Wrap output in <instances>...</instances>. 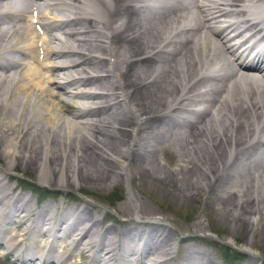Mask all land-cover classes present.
I'll use <instances>...</instances> for the list:
<instances>
[{
    "label": "bare ground",
    "instance_id": "1",
    "mask_svg": "<svg viewBox=\"0 0 264 264\" xmlns=\"http://www.w3.org/2000/svg\"><path fill=\"white\" fill-rule=\"evenodd\" d=\"M141 2L143 0H0V16H3V21H0V50L23 56L8 68L0 66V102L7 100L6 95L9 94L12 96L11 104H6L13 106L5 110L10 117H2L6 120L0 122L1 152L9 159H26L24 166L36 171L37 180L43 179V182H46L44 176L47 182L56 177L58 183L65 185L77 182L80 185L83 180H108V174L101 171V168L107 167L113 176L108 177L112 180L120 178L125 162L128 166L132 164L128 156L136 155L134 148L137 143L148 140L145 135L150 129L144 128V123L154 116L152 111L156 110V102L159 103L158 149L161 155L166 158L165 154L171 153L177 159H188L197 176L202 178L196 177L190 182L197 186L193 195L204 193L208 196L206 199L212 195L214 204L220 206L218 212L221 215L229 213L243 229L249 227L250 232L264 237V0H160L158 17L146 25L135 16L136 9L147 8L137 5ZM84 3H91L94 8V13L92 9L86 18L80 16ZM33 12L36 14L35 23L26 18V14L30 13L29 17L34 19L31 16ZM35 25H38L41 35L34 32ZM113 32L118 36L117 41H114ZM145 33H155L154 39L159 38L158 49L147 54L143 50L147 55L145 58L159 51L158 80L164 78V83H169L159 84V98L154 99V94L150 92L146 97L139 96L136 89L131 92L132 85L122 77L132 61L128 55L129 47L135 41L151 43L152 39L144 40ZM257 37L262 41L257 42ZM26 58L27 61H24ZM49 58L56 60V64L47 62ZM34 59L44 62L32 71L30 66ZM79 66H85L89 71L77 70ZM51 69L58 70L59 73L54 75L57 80L48 76ZM78 77L98 82V87L94 91L82 88V92H76L74 97L85 100L79 107L80 112L72 117L82 120L69 125L67 120L61 119L57 107L49 108L42 98L50 95V87L55 85L56 96L61 100H70L74 93L68 94L63 85H75ZM102 79L109 83L100 85L99 80ZM28 96L34 101H28ZM48 98L50 101L57 100L52 95ZM90 100H101L108 111L111 105L124 109L128 117L133 118L132 127L129 122L116 125L114 121V125L105 126L107 131L102 133L107 143L101 140L98 143H83L86 137L81 143L75 142L78 139L75 134H86L90 125L84 110L97 109L100 112L102 109V106L87 103ZM147 103L152 106L147 108ZM85 105L90 107L84 108ZM2 108L5 107L0 106V110ZM225 110L228 112L225 117L230 121L220 129L217 127L218 122L221 123L219 114H224ZM115 113L119 115L120 112L116 110ZM111 115L115 114L112 112ZM126 127H131L130 132ZM142 127L145 130L139 134ZM184 127H187L185 131ZM93 132L97 136L100 134L99 129ZM44 133L46 138L40 139ZM116 133L122 137L127 134L128 141L123 142L124 147L120 144L124 139ZM27 136H30L31 142L26 140ZM51 136L54 141H51ZM72 138L75 140L70 141ZM41 149L42 152H39ZM143 155L139 154L140 157ZM250 155L260 161H251ZM154 161L149 166L145 165L141 173L149 174L159 182L160 164L159 160ZM118 162L124 165H118ZM48 171L51 173L49 178ZM62 171H65L64 178ZM74 176L78 177L77 182ZM226 179L238 183L233 192L227 187L229 199L225 190ZM179 190L188 196L192 194L188 189ZM21 197L13 195L9 201L8 194L0 191V249L11 258L19 260L18 254L22 251L28 262L44 259L49 264H66L74 256L72 253L77 252L75 255L78 258L88 259L89 263L115 264L124 257L126 250L135 261L141 255L146 261L149 259V264L207 262L202 259L207 257L204 253L199 254L190 248L177 258L179 251L171 243L174 235L159 232L151 224L148 231L139 230V226H125L120 235L117 231L114 234L107 226L96 229L99 220L85 207L62 209L61 215L55 219L57 210L50 211L47 205H42L35 216H49L37 222L32 217L28 200ZM211 201L212 198H209ZM141 205L134 204L132 208L137 215L142 214L139 210ZM65 213L70 215L69 219L62 216ZM82 213L85 214L84 219L79 216ZM135 223L139 224L138 221ZM6 225L9 228L7 232ZM200 225L196 227L202 229ZM38 227L43 243L27 237L29 245L24 246L23 237ZM184 241L186 239L182 238L181 242ZM245 245H249L248 241ZM55 246L61 248L60 251L55 252ZM249 247H246V253L253 260L256 256Z\"/></svg>",
    "mask_w": 264,
    "mask_h": 264
},
{
    "label": "rangeland",
    "instance_id": "2",
    "mask_svg": "<svg viewBox=\"0 0 264 264\" xmlns=\"http://www.w3.org/2000/svg\"><path fill=\"white\" fill-rule=\"evenodd\" d=\"M86 9H88V8H86ZM86 9H83V12H81V15L85 14ZM90 9H92V7ZM135 13H137V15H135V16L139 17L138 12L135 11ZM142 18L144 19V21H141V22L144 25L150 23V22H148V14H144L142 16ZM2 19H3V16H0V21H3ZM105 19L106 18H104V20ZM113 28H115V27H113ZM53 33L56 35L58 34L56 32H53ZM145 34L146 35L143 34L144 40L152 39L151 43L150 44H146V43L142 44V43H140L141 41H139V43H138V41H135L133 43V46L131 45L129 47L128 55L131 57L130 61L131 60L132 61L130 62L131 65L129 64V66L127 68V71H126L127 73L125 72V74H123L122 77L126 78V80H125L126 83H128V84L130 83L132 85V87H131L132 89L130 90L131 92L133 91V89H136L140 93L139 96L142 95V97H146L148 95V93L150 92L151 95L154 94L152 96V98L154 99V98H159V84L163 85V84H169V83H168V81H166L164 83V81H163L164 78L162 80L161 79L158 80L159 79V73H158V71H159L158 70L159 69V53H156L155 55H153L149 58H145V56H147L146 54L149 51H153V49L155 50L156 48H159V45H158L159 44V38L154 39L155 33H151V35L153 34L152 36L149 35L148 33H145ZM113 35H115L114 32H113ZM34 39L37 40L36 37H34ZM117 40H118V36L115 35L114 41H117ZM43 45L45 46L47 44L43 43ZM50 46H53V45L51 44ZM142 46H143V48H142ZM143 50H146L145 51L146 54L143 53ZM129 53H131V54H129ZM119 54H121V52H119ZM143 59H144V61H143ZM48 62L51 64H53V63L55 64L56 60L49 58ZM106 64H108L107 61H106ZM139 64H141V65H139ZM143 66H144V68H143ZM185 66H186V68L189 69L188 64H186ZM154 67L155 68L157 67L156 70ZM80 68L85 70L84 72L89 71L85 66H79L77 70H80ZM152 68H153V70H152ZM131 70H132V72H131ZM57 71L58 70L51 69L49 71V73H47V74L49 77L53 76V79L57 80L54 76L57 73ZM155 71H156L157 75H156ZM139 74H141V75H139ZM155 76L157 79H155ZM84 77H87V75H85ZM34 78H36V76ZM36 79H34V80H36ZM150 79L152 82L150 81ZM142 80H144V81H142ZM156 80H158V81H156ZM148 82H149V84H148ZM104 83L106 84L109 82L106 79L99 80L100 85H102ZM97 84H98V82H91V79L86 80V78H85L83 80H80L76 86L78 88H81V90H82V88H84L85 90L94 91L98 87ZM83 86H85V87H83ZM72 87L74 88L75 85H73ZM51 88H52V85H51ZM154 88H156L157 90ZM141 89H142V91H141ZM51 91H54V89L52 88ZM32 93L36 94L33 91H32ZM36 95H39L38 92ZM6 96H7L6 97L7 100H1V102H0V106L5 107V108H2L3 110L1 109L2 111L0 110V122H3L4 120H6L5 118H2V117H5L7 115H8V118L10 117V114L5 113V110L13 107L10 105L11 104L10 98H12V96L9 94ZM20 97L23 98L24 95H20ZM48 97H49V95L47 97H43L42 101L45 104L49 105V108H51L50 106H53V105L57 106L61 111V117L64 118L63 120H65V121L67 120V124L73 125L74 122H79L82 120V118L72 119V117L70 115V111L75 112V110H77L76 107L79 104L78 101L79 102L84 101L85 99L82 100V99H79L76 97L70 98V101L72 104L71 105L69 103L67 104V102H63V104L55 103L54 101H50V99ZM45 98H46V100H45ZM62 99H64V98H62ZM231 99H232V97H231ZM27 100L28 101H30V100L34 101L31 96L30 97L28 96ZM236 100H237L236 102H238L237 97H236ZM4 101H5V103H4ZM89 102H91V104H90L91 106L93 104H94L93 106H95V107L102 106V109L100 110V112H98L97 109H95V110L86 109L85 110L87 112H84V113L87 115L86 119H88V121L90 122V125L86 129V131H87L86 134L85 133L83 135H81L80 133L75 134V136H77V138H78L75 142L81 143L85 139L84 137H86L87 139L83 143H93V142L98 143V140H101L102 143H105V142L107 143V139L103 140L106 137L102 134V133L107 131L106 130L107 127L105 128V126H113L114 124L117 125L119 123L126 124L129 122L131 127H132L133 118L130 119V117H128V115L125 117L116 115L115 109H114L115 106L111 105L109 107V111H108L106 108L107 105H105V103L103 104L101 102V100H90L87 103H89ZM3 103H4V105H3ZM6 103H10L9 106H7ZM64 104H66V105H64ZM149 104L150 103H147V108H150L152 106L151 104L150 105ZM6 106H7V108H6ZM154 106H156V110L152 111L154 114V116H152V117L154 119L152 117L147 118V120L144 123V128L148 127L150 129V130H148V132L145 135V138H147L149 141L143 139V141L141 143L140 142L137 143L138 145L134 148L136 155L128 156V158L132 161L131 165L128 166L126 162H125V165H124V163L118 162V165L123 164L124 166L123 165L122 166L125 169V170H122L123 168L120 169V171L122 170L121 171L122 173H120V178L117 177V178H113V180H112L110 177H113V176L110 175V171H109L110 169L107 167V168H101V171L105 175L108 174V176H110V177L107 176L108 180H101V179H99L98 181H95L93 179L91 181L83 180V181H80L82 183H80V185H78L77 184L78 183L77 182L78 177L76 176L77 178H75V176H74L77 183L65 185L62 183H58L56 181V179H57L56 177H53L51 180H48L49 182H47V178H46V176H44L45 177L44 179H46L45 180L46 182H43V179L41 181L37 180L38 176L36 174L37 173L36 171H32V169L30 170L29 168L24 166L25 163H23V161H25L26 159H24V160L23 159H16V158H12V157H11V159H9L6 155H3V152H1V146H0V152H1L0 153V191L2 193L4 192L5 194H8V200L9 201L13 198V195H20V196L22 195L21 199L26 198L29 202V207L32 210V212H31L32 217L35 218V220L37 222H40L45 217L49 216V215H45V214H42L40 217H39V215L35 216V213L39 212L38 209L41 208L42 205H47L49 207L50 211L57 210L56 216L54 217L55 219L58 217V215L59 216L61 215L60 211L62 209L74 208V207H79V208L85 207V208L90 209L92 216L94 215L93 217L96 220H99V223H97V225H95L96 229H104L107 226V227H110V230L114 234L117 231L120 235L121 234L120 232L123 231L122 229L125 226H139L138 227L139 230L144 229V230L148 231L149 225L151 224V225H154V227L157 230H159V232L162 231L164 233H167V232H170V234L172 233L171 236H173V235L174 236L172 237L173 239H171L172 240L171 243L173 246H176L178 251H179L178 252L179 256L177 258L182 257L184 252H186L187 248H190L191 250L196 251L199 254L204 253L207 256L206 258L202 257L203 261H207L206 263H203V264H212V263L213 264H264V237L260 236L259 235L260 233L259 234L258 233L253 234L252 232H250L249 227L247 229L246 228L243 229L242 225H240L237 221H235L233 218H231L229 216V213L226 215H221V213L218 212V209H219L218 207H220V206L217 207L214 204L212 195L209 196V198H212L211 202H209V198H207V199L205 198L207 195L204 193H200L196 196L193 195V193L197 189V186L194 184H190V182L192 180H195L196 177H197V179H202V178H201V176H197V174H198L197 171L194 170V168L192 169L193 166H192V164L189 163L190 161L188 159H186V158L177 159V158L173 157V154H171V153L165 154L167 159L161 155V153L159 152L160 150L158 149L159 141H160V135H159V127H160L159 126V103L154 102ZM84 108H88V107H84ZM112 112L115 115H111ZM137 114H139V113H137ZM227 114H228L227 110L224 111V114L222 112H220V114H219V117H220L219 119H220L221 123L218 122L217 127H219L220 129H223L225 126V123L227 125L228 121H230L228 118L225 117ZM139 115H141V114H139ZM222 116H223V118H222ZM90 118H92V119H90ZM58 120H59V122L61 121V119H58ZM69 120L71 123L69 122ZM114 121H115V123H114ZM197 121L198 120H196V122ZM105 123H111V124L104 125ZM62 124H64V122H62ZM36 125H38V124H36ZM131 127H126L125 129H127V131L130 132ZM144 128L142 130H140L138 133L139 134L143 133L145 130ZM97 129H99V131H100V134L98 136L93 132V130H97ZM186 129H187V127H184L183 131H185ZM117 134L120 138L124 139L120 142V144L123 145V142L127 143V141H128L127 134L124 137H122L119 133H116V135ZM14 135H16V132L14 133ZM46 135L47 134H45V133L41 134L40 139L46 138ZM33 136L31 139H33ZM13 138H15V137H13ZM50 138H51V141L52 140L54 141L52 136ZM29 139H30V136H27L26 140H29ZM74 140H75V138H72L70 141H74ZM29 141L31 142V140H29ZM41 141H43V140H41ZM39 142H40V140H39ZM36 146L38 147V144H36ZM123 147H124V145H123ZM42 150L43 149L39 150V152H42ZM110 150L113 151L114 149H110ZM140 153H144V155L140 157L139 156ZM59 154L61 155L60 152H59ZM156 154H158L159 156H157ZM250 156H251V158H250L251 161H253V162L255 161V163H257V161H260L256 157H252V155H250ZM57 158H59V157L57 156ZM162 158H163V160H162ZM134 159H136V160H134ZM151 160H153V161H151ZM154 160H156V161L159 160V164L161 165L160 166L158 164L159 165V178H160L159 182H156L151 175L149 176V174L144 175L141 173V172H143V167L147 164H148V166L151 165L153 162H155ZM161 161L163 162V164ZM11 164H13V166ZM164 164H165V166H164ZM28 167H30V166H28ZM64 172L65 171H62V176L64 175ZM192 173H193V175H192ZM50 175H51V173L48 171L47 177L49 178ZM142 175H144V176H142ZM240 175H242V174H240ZM1 176H2V178H1ZM237 176H239V175H237ZM162 177H163V179H162ZM63 178H64V176H63ZM66 178H67V176H66ZM121 178H123V179H121ZM247 179H249V176H247ZM65 180L66 179H64L63 181H65ZM105 181L107 183H105ZM171 182H173V183H171ZM47 183H49V184H47ZM226 183H227V185H225L226 194H227V187H228V190H230V192H233L236 188V185L238 184V183H235V180L232 181L231 179H226L225 184ZM31 188L43 190V191L48 193V196L35 194V192ZM179 188L180 189H188L189 192L192 193V194L190 193L191 196H188L186 194V192L182 193L179 190ZM208 188H210V187H208ZM176 191H178V192H176ZM227 196L229 199V197H230L229 194H227ZM23 197H25V198H23ZM135 199H137V200H135ZM134 204H139V205L142 204L140 206L141 208L139 207V210L141 211L142 214H144L143 212H145L147 214L137 215L136 212H134L132 210V208L134 207ZM146 206L148 207L147 209H146ZM120 208H122V209H120ZM150 210H151V212H150ZM62 216L64 218L66 216L68 219L70 218V215L66 214V213H65V215H62ZM79 216L84 219L85 214L82 213V214H79ZM37 219H39V220H37ZM251 220L252 219L249 218L250 222H251ZM136 221H138L139 224L138 223L136 224L135 223ZM196 222L198 224H201L200 226H202L201 227L202 229H199L196 227V226H198V224H196ZM158 224L160 225V227H158L159 226ZM235 225H237V226H235ZM33 233L34 234L38 233V235L40 236V228L37 230H34ZM130 233L133 234V232H130ZM30 235H32V233L23 237V245L24 246L29 245L28 241H27V237ZM106 236H107V234H106ZM250 236H252L253 238H251ZM182 238L186 239V241L181 242ZM250 238H251V240H250ZM246 241H248L249 245H247V246L248 247L250 246L249 247L251 249L250 251L252 252V254H254L256 256V258L253 260H250L249 259L250 256L246 253V250H247V248H246L247 246L245 245ZM20 248L21 247H19V249ZM60 249L55 248V251H60ZM4 253H5L4 250L1 248L0 249V264H28L23 260V258L21 260L17 261V259L11 258V256L6 255ZM72 254H74V256L72 258H70L67 262H65L66 264H72V263L73 264L74 263H76V264H98L96 262L89 263L88 259L83 260V259L78 258L75 255V254H77V252H74ZM123 255H124V257H126L123 261L125 264H149L150 263L149 259H147V261H146V259L142 258L141 255H139L138 261H135L133 259L134 256H132V257L129 256L128 251H126V250H125V253ZM123 262H120V260H118L116 263L122 264ZM210 262H212V263H210ZM30 264H47V263L44 261L43 263L30 262Z\"/></svg>",
    "mask_w": 264,
    "mask_h": 264
}]
</instances>
